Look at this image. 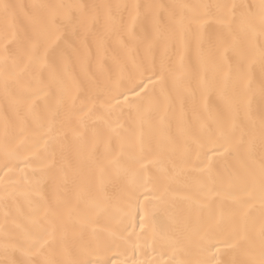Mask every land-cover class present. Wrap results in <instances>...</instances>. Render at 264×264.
I'll use <instances>...</instances> for the list:
<instances>
[{"label": "bare ground", "instance_id": "1", "mask_svg": "<svg viewBox=\"0 0 264 264\" xmlns=\"http://www.w3.org/2000/svg\"><path fill=\"white\" fill-rule=\"evenodd\" d=\"M0 264H264V0H0Z\"/></svg>", "mask_w": 264, "mask_h": 264}]
</instances>
